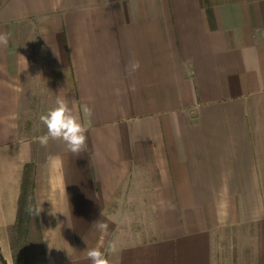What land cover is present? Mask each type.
Segmentation results:
<instances>
[{
	"label": "crops",
	"instance_id": "obj_1",
	"mask_svg": "<svg viewBox=\"0 0 264 264\" xmlns=\"http://www.w3.org/2000/svg\"><path fill=\"white\" fill-rule=\"evenodd\" d=\"M2 33V251L32 165L54 264L109 240L111 264H264V0H0ZM57 98L88 129L79 156L38 141ZM140 186L157 224L129 243Z\"/></svg>",
	"mask_w": 264,
	"mask_h": 264
},
{
	"label": "rangeland",
	"instance_id": "obj_2",
	"mask_svg": "<svg viewBox=\"0 0 264 264\" xmlns=\"http://www.w3.org/2000/svg\"><path fill=\"white\" fill-rule=\"evenodd\" d=\"M135 193L125 202H120L122 207L119 210V220L126 232L122 238L129 243L151 239L153 237L151 230L157 224L156 219L150 215L149 200H144L147 196L144 187L140 186ZM117 204L118 202L114 203V209H118ZM90 236L98 242L101 233L96 230ZM8 237V247L3 251L0 248V264H54L45 246L38 214L29 213L21 224H16L12 228Z\"/></svg>",
	"mask_w": 264,
	"mask_h": 264
},
{
	"label": "clouds",
	"instance_id": "obj_3",
	"mask_svg": "<svg viewBox=\"0 0 264 264\" xmlns=\"http://www.w3.org/2000/svg\"><path fill=\"white\" fill-rule=\"evenodd\" d=\"M8 42L9 34H0V46L7 47ZM139 67L138 61H130L127 70L131 74ZM130 90L135 92V85H132ZM83 113L90 119L92 109L86 106L83 108ZM40 121L47 130L45 134L38 137V141L42 146H47L49 142L59 141L67 152L76 156L87 150L88 129L80 115L73 111L67 100L57 98L55 105L40 116ZM39 211L29 208V213L33 215L38 214ZM93 224L101 233H107L109 227L107 223L97 220ZM120 250L121 245L118 240H109L106 245L101 242L97 247L87 248L86 255L91 264H111L109 256L116 255Z\"/></svg>",
	"mask_w": 264,
	"mask_h": 264
},
{
	"label": "trees",
	"instance_id": "obj_4",
	"mask_svg": "<svg viewBox=\"0 0 264 264\" xmlns=\"http://www.w3.org/2000/svg\"><path fill=\"white\" fill-rule=\"evenodd\" d=\"M33 190H34L33 166L27 165L23 176L22 190L19 198L18 217L16 223L17 225L23 222L24 217L28 216L29 208H34L37 210Z\"/></svg>",
	"mask_w": 264,
	"mask_h": 264
}]
</instances>
